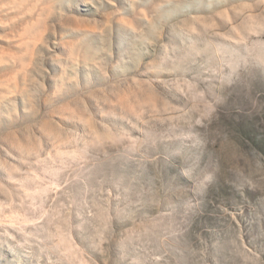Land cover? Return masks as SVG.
<instances>
[{"label":"rangeland","instance_id":"374dc122","mask_svg":"<svg viewBox=\"0 0 264 264\" xmlns=\"http://www.w3.org/2000/svg\"><path fill=\"white\" fill-rule=\"evenodd\" d=\"M6 221L0 264H264V0H0Z\"/></svg>","mask_w":264,"mask_h":264},{"label":"bare ground","instance_id":"6f19581e","mask_svg":"<svg viewBox=\"0 0 264 264\" xmlns=\"http://www.w3.org/2000/svg\"><path fill=\"white\" fill-rule=\"evenodd\" d=\"M11 1V0H10ZM12 32V31H11ZM3 84V83H2ZM5 86H7V85H5ZM10 87V86H9ZM12 88V87H11ZM17 209V208H16ZM10 219V218H9ZM9 222L10 221H6V223H1L0 222V229H6L7 227H10L11 228V230H13V225H11V224H9ZM21 223V222H20ZM14 224V223H13ZM18 238V237H17ZM13 242V241H12ZM23 242H25V241H23ZM16 243V242H15ZM3 246V245H2ZM15 248V247H14ZM22 258V257H21ZM35 258V260L34 261H39V260H42L43 261V258L41 257V258H37V257H34ZM24 259V258H23ZM20 260V259H19ZM33 263V262H32Z\"/></svg>","mask_w":264,"mask_h":264}]
</instances>
